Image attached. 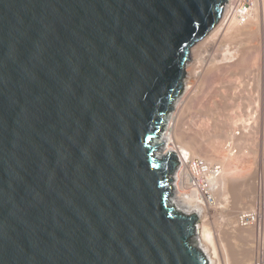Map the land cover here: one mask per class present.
Segmentation results:
<instances>
[{"label": "water", "instance_id": "obj_1", "mask_svg": "<svg viewBox=\"0 0 264 264\" xmlns=\"http://www.w3.org/2000/svg\"><path fill=\"white\" fill-rule=\"evenodd\" d=\"M227 0H0V264H208L156 156Z\"/></svg>", "mask_w": 264, "mask_h": 264}, {"label": "bare ground", "instance_id": "obj_2", "mask_svg": "<svg viewBox=\"0 0 264 264\" xmlns=\"http://www.w3.org/2000/svg\"><path fill=\"white\" fill-rule=\"evenodd\" d=\"M245 1L249 2L250 4L252 2V1H248V0H245ZM253 1H254L253 2L254 6H253V8H251V14L253 11H255V13L259 11L258 14L260 15V13H262L263 21H264V0H261V2H258L257 0H253ZM234 2H235V0L225 1L224 4H226V5L222 11V14H223V12H226V14H227L228 11L231 14ZM226 14H224L223 17H226ZM231 15H232V19L230 21V24L228 23L229 25L227 27L223 25V27H226V28L221 29V26L224 22L222 20V22H220V24L216 27V29L214 31L211 29L212 32H211L210 36H208L209 38H207L208 41L206 43L208 50H209L211 44L215 43V41H216L215 39H217V40L219 39L218 40L219 42H220L221 37L222 38L228 37L229 39L234 40L243 34V29L245 27L241 28L242 25H241V27L237 25V24L240 25L239 21H237L238 20L237 15H235L233 12ZM221 17H222V15H221ZM259 18H261V16ZM259 18H258V20H260ZM244 22H246V20ZM244 22H243V24H244ZM262 24H264V22ZM258 26H259V24L257 25V27ZM260 29H262V28H260ZM245 30H246V28H245ZM263 30H264V28H263ZM247 33H248V31H247ZM240 38H242V37H240ZM250 39H251V35H250ZM263 41H264V37H263ZM203 44H205V43H203ZM239 44H240L239 50L236 49L235 51H233L232 49L228 50L227 46H226L225 48L227 49V51H225V53L222 54L223 55L222 59L219 58V57H221L220 56L221 54H219V56H216V57H211L210 55H208V57H207L208 59H206V61H204V60L202 61V58L200 57L201 55H199L198 57H195L193 54L191 55L192 56L191 57L192 62L186 66L185 75H184L185 77H184V79H182V85L185 86L183 93L181 96H178L173 101V103L171 105L172 106L171 110L174 109L175 111L170 112L171 111L170 110L169 111L170 113L165 114L163 116L161 132L159 133L157 139L153 142L155 145L156 144L160 145V146H158L157 151H156L157 157L163 158V157H165L166 154H168L170 152L175 153L177 156V163L178 164L176 165V168L172 171V175H171L172 181H171V183H169V188L171 189V192H172L171 193V195H172L171 199L169 197L170 206H172L175 210H177L181 213H184L186 215H195L197 217V220L199 218L200 219L205 218L207 211L210 212V211H212V209L213 210H220V211L223 209L220 212V214L222 212H225L222 214H224L223 217L225 219V223L227 224V228L225 229L226 232L223 233L224 235L222 236L221 240H219V242H218L219 244H217V242L215 241L213 234L211 233L210 230H208L206 227H202V226L200 227V225L197 224V222L195 223V231H194L193 237H196L195 240H198V246L199 247L196 244H194V246L196 248L200 249L205 254V256L208 259V264H260V263L263 264V261L258 262L259 257H261V255H264V252L262 250L258 249V245H261L264 242V238H262L259 235L260 232H254V250H255V252H254V257L251 261L250 260L251 259V234L248 233L249 234L248 235L244 232L246 234L245 235V234L241 233L240 230L236 229V228L251 229L248 227H243L241 225V222H239V220H240L239 215L242 213H247V214L251 213V209L253 208V204L250 208L244 207L243 209H240L239 211H237V213H235V208L238 207V205L245 204V203H242V202L238 203L239 202L238 198L232 199L235 196L234 193H236V196L238 195V193H240V187L235 189V191H237L239 189L237 192H233V193L231 192L232 189L234 191V188H235V186H233V187L230 186V184L234 185V179L231 180L232 179L231 175L229 174L230 176H228L226 169H225L227 166H230L231 164H234V163H236L237 166H241V165L244 166L245 164L247 165L248 159H249V158H247L249 156L247 153L249 152V150L247 153L245 152L247 150H245V151L243 150V152H242V150H240L238 155H234L233 149H235V146L237 145L236 143L240 138H242V137H245V139L248 138L247 135L249 134L250 131L248 132L247 128L241 127L242 128L240 130L241 132L234 133L235 129L233 130V128H235L236 124L238 122H240V120L242 123H243V121L241 118H239L240 120L238 119L239 120L238 121L236 119L237 118L236 114H235L236 112L232 111L231 115L229 114L230 117H228L227 120L225 121L226 126L224 128H222V130H216L215 131V129H214V131H213L214 135L216 132L219 135V137L223 136V138L225 137L228 140H230L231 143L226 144L227 139L224 142V144L222 143V145H219L217 143V142H219V140L217 142L213 141L214 145L211 146V149H209V152L211 151L210 154L215 153L217 155L221 154L220 153L221 151H227L229 149L228 153L226 152L227 158L224 159V161L220 160V161L212 164V163H209V161H211L210 160L211 158L209 159V157H212V155L209 156V153L207 152V150L205 151V149L202 148V146H201L202 144L199 143L200 140H198V139H201V136H204V134H208L211 131L208 128L209 123L205 122L207 124L204 125L205 124L204 123L203 124L204 127H201L202 129L199 128V126H201V125L197 123L198 125H196V126H198V128L200 129L199 130L197 128L199 131L197 133H196L197 130L192 129L195 133L192 132V130H190L189 128H186V129H188V130H186L185 127H183L184 124L182 125L183 128L181 127V123L179 125V122H181L180 120L182 119L181 118L182 111L180 112V110H181V108H182V110L184 107L186 108V104H188L187 99L189 97H191V96H189V97H187V96H188V94H191L190 92L192 91V89L195 86L194 83L195 82L197 83L198 79H200V78H203V79H201V81L206 80L205 78L214 69V67L217 66V64L218 65L221 63L222 64H229L230 68H232L233 70L236 69L238 67V65H240L242 63L245 54L248 55L247 53L250 52L248 50L249 49V47H248L249 43L247 44V43L243 42V43H239ZM230 50L232 53L230 52ZM216 51H218V50L216 49ZM222 52H224V51H222ZM218 53H219V51H218ZM211 54H212V52H211ZM262 54H264V47L262 49ZM248 56H246V57H248ZM218 58L220 60L219 63H218L219 60H217ZM211 61H215V63L214 62L212 63ZM226 67H228V66H226ZM219 68H218V70L220 71L221 68L220 69ZM225 69L227 70V68H225ZM202 70L204 72L201 75ZM218 70L216 69V71L218 72L217 74L219 75ZM228 70H230V69L228 68ZM242 70H244V69H242ZM258 78H260V77H257V79ZM263 83H264V79H263ZM182 89H183V86H182ZM257 101H259V100H257ZM182 122H183V120H182ZM202 123H203V121H202ZM242 123H240V124H242ZM243 124L246 125L245 123H243ZM194 125H192V126H194ZM189 127L191 128V125ZM209 135L210 134H208V136ZM238 135L239 136L242 135V136L237 138ZM197 137H199V138L197 139ZM205 137H206V135H205ZM221 137H220V141H221ZM244 142H246V141H244ZM196 153L199 156L204 157V158H205V155L207 153V156H209V157H207L209 159V161L207 158H206L207 160L205 161V159H203L201 157H198V156L196 157L195 156ZM215 154H214V156H215ZM193 158H199V159L205 161L207 166H208L209 177H208V182H207L208 183L207 191L210 192V196H211L212 200H208V199L204 198L202 193H200V192H202L201 190L196 191V190L190 189L188 187V184H189L188 163ZM215 167H217V169H218L217 170L218 175H215L213 172V169ZM229 187H232L231 191H230ZM228 191H230L229 192V194L231 193L230 195L234 194L233 197L231 196L232 197L231 201L229 200ZM241 191H243V190H241ZM244 191H246V190H244ZM246 192H244V193H246ZM240 194H239V197H240ZM241 196L243 197V194ZM244 196H245V194H244ZM263 196H264V192H263ZM237 199H238V201H237ZM243 199H244V197L241 199V201ZM224 219H223V221H224ZM225 223L223 222L222 224H225Z\"/></svg>", "mask_w": 264, "mask_h": 264}, {"label": "rangeland", "instance_id": "obj_3", "mask_svg": "<svg viewBox=\"0 0 264 264\" xmlns=\"http://www.w3.org/2000/svg\"><path fill=\"white\" fill-rule=\"evenodd\" d=\"M248 1H252L251 5L253 8V6H254L253 2L254 1L253 0H248ZM257 1L261 2V0H257ZM253 12L250 15V17L246 18V22H244V24L243 23L241 24L240 21L237 20L240 23V25L237 24L238 26L241 27V25H242L241 28H244V27L246 28V30H245V28L243 29V34H242L243 36L242 35L240 36L242 38L238 37V38L233 40V39H229L228 37H224V38L221 37L222 40L220 39V42L218 41L219 39L218 40L215 39L216 40L215 43L211 44V46L208 50L206 43L208 41L207 38H209L208 36H210L212 30L214 31L216 29V27L220 24V22H222V20L224 22L221 26V29L226 28L230 24V21L232 19V15L230 14L229 11L227 12V14H226V12H223L222 17L220 18V20L216 24V26L211 31H209V33L202 40L197 42L190 49V53L188 56L189 61L187 63H185V65H184V74H185L186 66L192 62V60H191L192 54L195 57H198L199 55H201L200 57L202 58V61L203 60L206 61V59H208L207 58L208 55H210L211 57H216V56H219V54H221L220 55L221 57H219V58L222 59V56H223L222 54H224L225 51H227V49L228 50L232 49L233 51H235L236 49L239 50V48H240L239 43L244 42V43L250 44V45L248 44V47H249L248 50L250 52L248 51L249 53H247L249 56L245 54V56H244L245 59L243 58L242 63L240 65H238V67L236 69L233 70L232 68H230L229 64H222V63L219 65L217 64V66L214 67V69L208 74V76L207 77L205 76L206 80H203L204 82L201 81V79H203V78L198 79V82L194 83L195 86L192 89V91L193 90L194 91L193 92L191 91L190 92L191 94H188V96H187V97H189V96H191V97H189L188 99L186 98L188 101L187 102L188 104H186V108L184 107L186 110L184 108H183V110H182V108L180 110V112L182 111V116H181L182 119L180 118L181 122H179V125L181 123V127H182V125L184 124L183 127H185V129L189 128L190 130H192V129L197 130L196 131V133H197V132H199L198 131L199 128L202 129L201 127H204V125L209 123L208 128L211 131L208 134H210V135L208 136V134H204V136H201V139H198L199 137H197V139L200 140L199 143L202 144V145L200 144L202 146V148L205 149V151L207 150V152L209 153V156L212 155V157L207 156V153L205 155V158L199 156L197 153L195 156L201 157V158L205 159V161L208 159L207 157H209V159L211 158L210 159L211 161H209V159H208V161H209V163H212V164H214L220 160L224 161V159L227 158L226 155H227L229 149L227 151H221L220 152L221 154H218V155L213 153V152H212L213 154H210L211 151L209 152V149H211V146L214 145L213 143L217 142L218 140H219V142H217V143L219 145H222V143L224 144V142L226 141L227 138H225V137L223 138V136L222 137L220 136L221 141H222L221 142L219 135L216 132L214 135L213 131H214V129H215V131L216 130H222V128H224L226 126L225 121L227 120L228 117H230L232 111L236 112L235 114H236L237 120L239 118H241L243 123L246 124V125H244L241 122V120L239 119L240 122H238L236 124L235 128H233V130L235 129L234 133L241 132L240 130L242 128H247V131L248 132L250 131L249 134L247 135L248 138L247 139H245V137L240 138L236 143L237 145L235 144L236 145L235 149H233L234 155H238L240 150H242V152H243V150L244 151L247 150V151H245L246 153L249 150L250 153L249 152L247 153L249 155V156L247 155L248 156L247 158H249L247 165L245 164L244 166L243 165L237 166V164L234 163V164H231L230 166H227L225 168L228 176L231 175V177H232L231 180L234 179V185L230 184V186H232V187L235 186V188L233 191L232 187H229L230 191L232 189V191H231L232 193L237 192L239 189L237 191H235V189L240 187V193H241V194L238 193L237 196H236V193H234L236 197L235 196L233 197L234 194L230 195L231 193L229 194L230 191H228L229 200L231 201V198L233 197L232 199H234V198L239 199L238 203H241V202L245 203V204L238 205V207H236L237 209L235 208V213H237V211H239L240 209H243L244 207L250 208L252 206V204H254L253 202L256 201L257 196L259 194L262 195V193L258 192L259 187L264 188V179L262 180V185L260 183H257L260 180L259 178L262 175L264 177V83H263V79H264L263 78L264 77V59H263L264 54H262V49L264 47V41H263L264 24H262V23L264 21H263L262 13H260V15H259L258 14L259 11L256 13H255V11H253ZM224 14H226V17H223ZM257 15L259 17L261 16V18H259ZM258 18L260 20H258ZM258 24H259V26L257 27ZM223 25L226 27H223ZM260 28H262V29H260ZM247 31H248V33H247ZM250 35H251V39H250ZM203 43H205V44H203ZM226 46H227V49L225 48ZM216 49L219 51V53H218V51H216ZM191 50L192 51L194 50V51L192 52ZM221 50L224 52H222ZM211 52H212V54H211ZM230 52H231V50H230ZM246 56H248V57H246ZM219 58L217 60H219ZM211 62L215 63V61H211ZM219 62H220V60L218 61V63ZM226 66H228V67H226ZM218 68L220 69V71L218 70ZM225 68H227V70ZM228 68L230 70H228ZM216 69L219 71V75L217 74L218 72L216 71ZM242 69H244V70H242ZM203 72L204 71L202 70L201 75ZM184 77L185 76H183V79H184ZM257 77H260V78H258L259 80L257 79ZM182 86H183V89H182L181 93L179 94V96L182 95L183 90L185 88L184 85H182ZM257 100H259V101H257ZM174 111L175 110L172 109L170 112H174ZM170 112H168V113H170ZM182 120H183V122H182ZM202 121H203V123H202ZM205 122H207V123H205ZM197 123L201 125V126H199V128H198V126H196V125H198ZM240 123H242V124H240ZM190 125H191V128L189 127ZM192 125H194V126H192ZM186 130H188V129H186ZM193 130H192V132H194ZM205 135H206V137H205ZM240 136H242V135H240ZM240 136L238 135L237 138ZM244 141H246V142H244ZM228 143H231V141L227 139L226 144H228ZM214 154H215V156H214ZM241 190H243V191H241ZM244 190H246L247 192ZM244 192H246V193H244ZM239 194H240L241 198L239 197ZM242 194H243V197L245 200L243 199L241 201V199L243 198L241 196ZM244 194H245V196H244ZM171 197H172V195H170V199H171ZM262 197H263V195H262ZM238 199H237V201H238ZM221 211L220 210H213V209L210 212L207 211L206 217L202 218V219L199 218L197 221V224H199L200 227L201 226L206 227L208 230L211 231V233L213 234V237H214L215 241L217 242V244H219L218 242H219V240H221L222 236L224 235L223 233L226 232L225 229L227 228V224L225 223V219L223 217L224 214H222L225 212H222L220 214ZM223 219H224V221H223ZM223 222L225 224H222ZM236 229H238L240 231H250V229H248V230L241 229V228H236ZM252 232L253 231L251 230V242L253 240V233ZM241 233L248 234V232H245V233L241 232ZM195 238L196 237L191 238L190 241L193 245L196 244L198 246V240H195Z\"/></svg>", "mask_w": 264, "mask_h": 264}, {"label": "built area", "instance_id": "obj_4", "mask_svg": "<svg viewBox=\"0 0 264 264\" xmlns=\"http://www.w3.org/2000/svg\"><path fill=\"white\" fill-rule=\"evenodd\" d=\"M226 4L223 5V9ZM252 5L245 0H235L234 5L232 7V12L237 15V19L240 23H243L247 17L251 15ZM231 12V14H232ZM217 167L213 169L215 175L217 173ZM188 174H189V184L188 187L190 189L199 191L201 190L204 198L208 200H212L210 196V192L207 191L208 186V177H209V169L205 161L199 158H193L188 163ZM260 180L257 183L262 185V180L264 179L263 175L259 178ZM264 188L259 187L258 192L262 193ZM259 194L256 198V201L253 204V208L251 209V213H242L240 214L241 225L243 227L251 228L254 232H260V236L264 238V196L262 197ZM258 249L264 252V242L261 245H258ZM263 261L264 264V255L259 257L258 262ZM262 264V263H260Z\"/></svg>", "mask_w": 264, "mask_h": 264}, {"label": "crops", "instance_id": "obj_5", "mask_svg": "<svg viewBox=\"0 0 264 264\" xmlns=\"http://www.w3.org/2000/svg\"><path fill=\"white\" fill-rule=\"evenodd\" d=\"M245 230H248V229H245ZM240 232H248V233L251 234V229H250V231H240ZM252 233H253V240L251 242V259H250L251 261H252V259L254 257V252H255V250H254V231Z\"/></svg>", "mask_w": 264, "mask_h": 264}]
</instances>
